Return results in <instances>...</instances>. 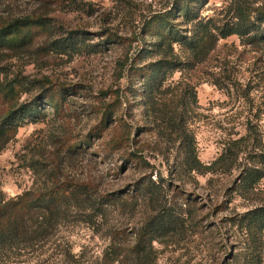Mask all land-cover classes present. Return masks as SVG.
Segmentation results:
<instances>
[{
    "label": "rangeland",
    "instance_id": "obj_1",
    "mask_svg": "<svg viewBox=\"0 0 264 264\" xmlns=\"http://www.w3.org/2000/svg\"><path fill=\"white\" fill-rule=\"evenodd\" d=\"M173 4L174 0H0V26L25 17H46L51 25V30L35 31L31 45L12 51L0 46L1 82L32 89L21 94L22 102L50 86L64 90L57 96L64 101L63 114L22 127L0 151V198H13L36 181L43 182L45 176L34 175L32 162L44 168L49 164L47 169H54L61 179L91 180L104 193H125L153 171L172 185L163 186L169 204L191 214V224L197 225L173 248L156 245L157 264H231L234 242L224 221L232 210H245L232 192L239 172L213 177L183 174L178 169V143L165 142L148 127L141 85L127 72L140 52L151 49L146 43L153 42L156 31L147 29L145 36V25ZM229 5L226 0H207L202 16L225 17ZM66 39L76 50L57 54V46ZM248 43L237 36L223 39L204 63L171 80L189 82L196 89L197 104L191 105L188 117L199 158L206 165L229 141L246 135L250 124L264 142V43ZM151 61L145 59L143 65ZM126 89L122 105L116 102L117 94H104L122 95ZM0 106L4 107L1 102ZM104 109L113 113L112 120L100 137H92L89 148L83 139L100 122ZM121 136L124 146L111 151ZM61 143L77 145L75 152L65 151ZM129 153H142L149 166L126 162ZM258 190V201L264 203V179ZM139 203L134 213L110 211L107 223L97 229L84 222L62 226L37 263L102 264L109 230L115 226L127 237L150 214L151 206L141 198ZM133 238L128 236V243ZM68 245L75 259L67 255Z\"/></svg>",
    "mask_w": 264,
    "mask_h": 264
},
{
    "label": "trees",
    "instance_id": "obj_2",
    "mask_svg": "<svg viewBox=\"0 0 264 264\" xmlns=\"http://www.w3.org/2000/svg\"><path fill=\"white\" fill-rule=\"evenodd\" d=\"M226 1L230 3L228 14L221 18L202 16L207 0H174L172 9L152 16L145 25V36L147 29L156 31L153 42L146 43L151 49L140 52L127 72L136 76L135 81L141 85L148 127L165 142L178 143V169L183 174L213 177L239 172L232 192L243 201L245 210H232V215L224 221L234 242L228 260L231 264H264V203L258 201V187L264 179L263 140L250 124L246 135L229 141L217 159L204 164L188 117L191 105L197 104L196 89L186 81L176 84L171 81L176 73L190 72L204 63L223 39L237 36L248 40V44L264 43V0ZM48 23L46 17H25L2 25L0 46L12 51L31 45L35 31L51 30ZM76 48L66 39L55 52L68 55ZM145 59L152 61L143 65ZM1 75L0 70V102L4 106H0V151H3L22 127L45 122L50 115L63 114L64 101L60 102L57 96L64 90L50 86L39 96L22 102L21 94L32 89L27 91L18 82L6 85L1 82ZM126 91L122 95L117 91L104 94H117L116 102L122 105ZM48 108L51 111L47 112ZM101 114L100 122L83 139L89 148L92 137H100L112 120L113 113L108 109ZM124 143L121 136L109 149L117 151ZM62 147L70 153L75 152L77 145L66 147L61 143ZM154 150L166 154L160 148ZM125 157L126 162L149 166L142 153H129ZM60 158L64 159L62 155ZM48 166L44 168L32 162L34 175L45 176L43 182L36 181L13 198H0V264H38L62 226L84 222L91 228H100L116 208L134 213L140 206L139 198L151 206L150 214L127 237L115 226L109 230L102 264H157L156 245L173 248L197 228L191 224V214L187 216L185 210L182 212L176 204H169L163 186L172 185L158 173L151 171L125 193H104L91 180L58 178ZM128 236H134L133 241L129 239L128 243ZM69 247L67 255L75 259Z\"/></svg>",
    "mask_w": 264,
    "mask_h": 264
}]
</instances>
